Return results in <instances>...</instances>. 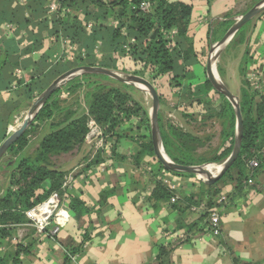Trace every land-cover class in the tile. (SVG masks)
<instances>
[{
  "label": "crops",
  "instance_id": "0c3cea01",
  "mask_svg": "<svg viewBox=\"0 0 264 264\" xmlns=\"http://www.w3.org/2000/svg\"><path fill=\"white\" fill-rule=\"evenodd\" d=\"M24 1L22 5L15 0L13 6L30 4L31 9H46L43 19L51 27L59 7L57 0ZM167 1L191 6L187 34L192 39L196 61L187 69L194 76L188 84L194 86L206 78V63L210 49L220 35V23L233 20L225 19V12L233 0H213L210 4L208 0ZM51 6L55 9L52 10ZM23 17L39 21L28 12ZM112 24H115L114 20ZM36 33L37 27L33 24L19 29L14 23H1L0 48L8 55L20 54L31 46ZM175 34L176 31H172V35ZM244 36L243 44L233 49V46L226 47L218 58L223 60L233 53V76L224 83L235 87V95L250 74L255 73L262 80L264 11L251 20ZM42 38V49L22 56V60L36 61L44 53L52 64L65 65L79 54L84 55V51L74 48L68 39L56 40L48 37L46 32H42ZM245 58L248 60L243 78L239 68ZM221 69L225 73L223 67ZM28 72L15 70L13 75L25 79ZM169 78L158 77L156 88L166 99L177 98L175 89L180 88L170 87ZM17 92L24 93L23 88H17L15 82H10L7 90L0 91V106L13 100ZM140 94L144 97L146 93L141 91ZM19 114L14 116L13 123H16ZM13 123L8 125L5 135ZM41 129L39 127L36 133L29 134L28 145L22 152L24 156L34 153ZM118 131L126 136L116 144L115 139H106L103 147L96 151L94 143L87 141L70 160L66 157L70 154H61L53 159V165L54 161L61 160V168L54 167L68 172L65 177L72 175L68 195L78 200L83 208H68L70 219L53 239H38L28 223L7 226V235L0 238V256L5 257L7 264H158L160 247L167 250V264H264V168L256 173L252 171L253 176L251 174L242 183L240 190H236L228 177L215 183L213 188L218 189L219 194L213 203L217 204L220 222L218 232L213 235L209 232L204 209L210 194L206 188L208 185L195 176H178L164 171L150 156L142 157L136 164L133 156L140 149L139 137L146 136V130L144 127L138 129L137 121L131 119L123 123ZM98 154L101 162L86 167ZM100 166L105 167L104 172L100 171ZM6 168H0V205L7 189L17 190L15 185L10 184L11 172ZM230 175L234 177L236 171ZM157 182L172 194L169 200L152 198ZM48 187L49 183L45 182L43 190L38 193ZM173 196H177L175 201H172ZM219 196L225 197L223 203L217 202ZM83 209L86 211L83 212Z\"/></svg>",
  "mask_w": 264,
  "mask_h": 264
},
{
  "label": "trees",
  "instance_id": "16d2710c",
  "mask_svg": "<svg viewBox=\"0 0 264 264\" xmlns=\"http://www.w3.org/2000/svg\"><path fill=\"white\" fill-rule=\"evenodd\" d=\"M14 1L0 0V24L14 23L19 29L33 24L37 27V33L33 36L31 46L20 54L8 55L0 48V91L7 90L8 84L12 81L17 88H23L24 91L22 94L15 93L13 100L0 106V143L4 140L8 125L13 123L14 116L27 108L28 103L33 101L36 95L64 72L75 67L87 66L140 76L151 81L155 88V80L158 77L168 76L169 86L181 88L183 93H186V100L192 98L207 104L217 95L221 104L219 111L228 119V125L225 124V129L221 131L222 144L208 163L221 164L230 155L235 138V114L232 106L221 94L212 89L206 78L197 85H185V81L193 78L187 67L196 61L193 42L187 34L191 6L167 0H57L58 11L49 27L47 20L43 19L46 16V9L40 7L31 9L30 4L25 7L13 6ZM212 1L208 0V3ZM142 2L149 5L148 12L139 9ZM25 12L39 21L24 18ZM112 20L115 24H112ZM250 22L236 32L234 37L237 44L233 45L244 43L245 30ZM229 23L231 24L229 21L222 22L220 25L225 26ZM88 24L91 26L89 32H86ZM174 30L176 34L172 35ZM42 32L56 40L68 39L74 48L83 50L84 55L79 54L65 65L52 64L44 53L39 55L36 61L22 60V56L42 49ZM247 60L245 58L239 68L243 78ZM179 61L182 63L179 64ZM219 69L222 74L223 70L221 67ZM15 70L29 72L25 79H18L13 75ZM129 90L141 93L132 86L104 75L84 74L69 80L50 96L30 127L7 150L0 161V168L5 166L11 172L10 184L17 187L16 191L7 189L1 200L0 238L7 235V226L28 223L25 211L45 200L51 193L61 190L68 172L57 170L52 161L61 154H70L73 151L75 153L88 141L89 121L98 126L104 140L115 139L116 144L120 138L126 136L124 132L118 131L119 127L135 119L137 128L144 127L147 133L146 136L139 137L141 144L133 156L134 162L138 164L144 156H150L158 162L153 153L149 114L141 103L133 99ZM158 94L161 101L163 95ZM80 95L82 98H79ZM80 99L83 101L84 109L81 108ZM238 103L243 123L241 150L235 162L220 178H230L236 190L241 189L242 183L250 177L252 171L256 173L264 168V155L261 153L264 147V93L251 91L248 81L243 80ZM158 124L164 152L173 163L184 166L202 164L195 161L191 153L181 147L179 141L183 130L169 127L170 131H164L159 114ZM42 125L37 148L32 155L24 156L23 151L28 145L29 134L36 133ZM190 141H193L191 143L193 146L194 140L191 138ZM253 158L257 159L258 166L250 169L247 164ZM99 162L100 154L95 155L86 167ZM158 164L164 170L159 162ZM232 171H236L234 177L230 175ZM173 174L194 178L192 174L177 172ZM45 182L49 183L48 189L44 188L41 194L38 193L43 190ZM214 185L215 183L206 186L210 192L207 207L215 205L213 200L219 194L218 189L213 188ZM171 195L160 182L156 183L152 192L154 200H169ZM68 208L82 210L83 207L78 200L69 197ZM85 211L83 209V212ZM19 250L20 248L17 252ZM166 251V248L160 247L158 264H167ZM0 264H7L5 257L0 256Z\"/></svg>",
  "mask_w": 264,
  "mask_h": 264
},
{
  "label": "water",
  "instance_id": "95a60500",
  "mask_svg": "<svg viewBox=\"0 0 264 264\" xmlns=\"http://www.w3.org/2000/svg\"><path fill=\"white\" fill-rule=\"evenodd\" d=\"M262 11H264V0H260L245 14L237 18L235 22L231 25V27L228 29V31L224 34V36L212 46L210 51L211 52L210 56L206 63L205 76L207 81L210 83L214 91L221 94L230 103L235 114V138H234L232 151L230 155L225 159V161L222 162V164L220 165L221 167L220 171L216 175H212L209 171L205 169V166L207 164L198 165V166L178 165L173 163L165 154L162 145L159 124H158V111L160 106L159 94L150 81H148L143 77L132 74L121 75L118 72L103 67H87V66L75 67L73 69L66 71L64 74L60 75L58 78L52 81L32 103L31 107L27 111V114L24 120L22 121V123L20 124V126L18 127V129L12 132L7 138H5L1 142L0 161L6 154L7 150L30 127V125L34 121L40 109L43 107V105L46 103V101L50 98V96L54 92H56L69 80L77 76H81L84 74H98V75L107 76L117 82L132 86L137 90L146 93L150 97L151 109L149 112V121H150V135L153 146V153H154V157L157 159V161L166 171L192 174L195 177L199 178L206 185H213L223 176V174L232 166V164L237 159L241 150V142L243 135L242 115L238 103V97H236L229 91V89L221 82L217 74L215 75L213 71V66L214 69L216 68L214 62L218 60L222 49L230 42V40L233 38L236 32L247 22L251 21L256 16H258Z\"/></svg>",
  "mask_w": 264,
  "mask_h": 264
},
{
  "label": "rangeland",
  "instance_id": "374dc122",
  "mask_svg": "<svg viewBox=\"0 0 264 264\" xmlns=\"http://www.w3.org/2000/svg\"><path fill=\"white\" fill-rule=\"evenodd\" d=\"M259 1L260 0H233L232 2H230L229 4L231 5L227 8L225 12V19L232 18L233 20H229L231 24L229 23L228 25H225V26L223 25L222 27H220V30H221V32L219 33L220 35H218V37L215 40L218 42L224 36V34L228 31L231 25L235 22V20L239 18L241 15L245 14ZM18 3L24 5L25 1L22 0L21 2L19 1ZM226 23H228V21H226ZM233 44H237L236 37L234 36L230 40V42L222 49V51L226 47L228 48L230 46H233L231 47L233 49L237 46ZM228 53H231V51ZM232 56H233V53L231 55L229 54L228 56H226L223 60H216L214 62L215 67H216V73L224 85H225L224 82H226L227 79L233 76L232 70H233L234 64H233ZM219 67H223L225 73L221 74V72L219 71L220 70ZM219 73L221 74V76ZM120 74L128 75L129 73H125V74L120 73ZM192 79L194 80V76L193 78H190L189 80L191 81ZM223 79L225 81H223ZM190 81H185V85H187L188 82ZM202 82L203 81H200V83ZM114 85L119 86V84H114ZM226 87L229 89V91L232 94L235 92L234 86L227 84ZM249 89H251V86H249ZM175 91L178 92L176 94L177 98L171 97V98L166 99L165 98L166 96L163 95L162 100L160 101L158 114L161 117L164 131H170L169 127L183 130L184 132L181 133L182 137L179 143L181 147L184 148V150L189 151L191 153L195 161L202 162V164L200 165L207 164V165L220 166L222 163L221 164L208 163L209 160L215 156L217 149L222 144L221 131L225 129L224 127L225 124L228 125V119H225V117H223V113L219 111L220 106H221V104H219V97L215 95L212 98L213 100L210 99L211 100L210 103L206 104V103H203L202 100H196V99L192 100V98L186 100L185 98L186 93H183V90H181V88L175 89ZM129 92L132 95L133 99L140 101V103L142 102L143 107L146 109V111L149 114L150 109H151L150 97L147 94H144V97L143 96L141 97V94H137V92H135L134 90H129ZM235 96L239 97V92ZM37 97L38 95L34 97L33 101L28 103V107L26 111L18 115L19 117L18 120L16 121V123H13V125H11L4 139L7 138L12 132L18 129V127L24 120L27 114V111L29 110L32 103L35 101ZM79 98H82V95H80ZM80 101H81L80 102L81 108L84 109L85 107H84V104H82L83 103L82 99H80ZM40 127H43V125ZM191 138L192 140H194L193 146L191 145V143L193 142V141H190ZM92 143H95V141ZM75 153L73 151L72 153H70V156L67 155L66 156L67 160H70ZM87 155L88 154L86 153V156ZM60 161L59 162H57V160L54 161L55 167H60L59 166ZM193 166H198V165H193ZM100 171L104 172L105 167L100 166ZM214 171H216L215 168H214Z\"/></svg>",
  "mask_w": 264,
  "mask_h": 264
},
{
  "label": "built area",
  "instance_id": "2783aa9c",
  "mask_svg": "<svg viewBox=\"0 0 264 264\" xmlns=\"http://www.w3.org/2000/svg\"><path fill=\"white\" fill-rule=\"evenodd\" d=\"M19 1L21 2L22 0H18V2ZM51 9L54 10L55 7L51 6ZM139 9L143 12H148L149 5L146 2H142L139 5ZM90 26L91 24H88L86 26V30H88ZM247 81L249 86H251V91H262L264 93V74H262L261 80L259 79L257 74L252 73L248 76ZM88 127L90 128L88 141H95L94 147L97 151L103 147V144L105 142L103 134L98 128V126L95 125V123L92 121L88 122ZM261 153L264 155V147L262 148ZM247 166L250 169L256 168L258 166L257 159L253 158L249 160ZM164 171L166 170L164 169ZM195 178L200 180L197 177ZM72 181V175H68L64 178L62 188L59 192L51 193L45 200L32 206L24 212V215L28 220V224L34 228L38 239L44 240L45 238H55L56 235L59 233L60 229L68 223L70 219V212L68 209V187L69 185H71ZM176 199L177 196L172 197V201H175ZM217 200L219 204L223 203L225 201V197L219 196ZM204 209L208 216L207 224L209 232L215 235L218 232L220 222V214L218 212L217 204L213 207H206ZM72 259L74 258L72 257Z\"/></svg>",
  "mask_w": 264,
  "mask_h": 264
},
{
  "label": "bare ground",
  "instance_id": "6f19581e",
  "mask_svg": "<svg viewBox=\"0 0 264 264\" xmlns=\"http://www.w3.org/2000/svg\"><path fill=\"white\" fill-rule=\"evenodd\" d=\"M213 71L215 73V75L217 74L216 73V68L214 69V66H213ZM214 168L216 169V171H214ZM220 166H217V165H206L205 166V169L207 171H209L212 175H216L219 171H220Z\"/></svg>",
  "mask_w": 264,
  "mask_h": 264
}]
</instances>
